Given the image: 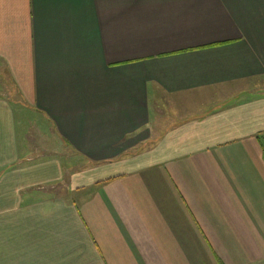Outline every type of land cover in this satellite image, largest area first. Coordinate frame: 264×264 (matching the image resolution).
I'll use <instances>...</instances> for the list:
<instances>
[{"label": "crops", "instance_id": "1", "mask_svg": "<svg viewBox=\"0 0 264 264\" xmlns=\"http://www.w3.org/2000/svg\"><path fill=\"white\" fill-rule=\"evenodd\" d=\"M0 264H264V0H0Z\"/></svg>", "mask_w": 264, "mask_h": 264}, {"label": "rangeland", "instance_id": "2", "mask_svg": "<svg viewBox=\"0 0 264 264\" xmlns=\"http://www.w3.org/2000/svg\"><path fill=\"white\" fill-rule=\"evenodd\" d=\"M170 109L165 110L166 111L165 114L161 113V114H163L162 116L160 114V116L156 120V124H160L161 121H165L166 123H170L172 121H175L177 119L185 117V110L182 109V110H179L177 113H172ZM72 157H74L73 154H72Z\"/></svg>", "mask_w": 264, "mask_h": 264}]
</instances>
